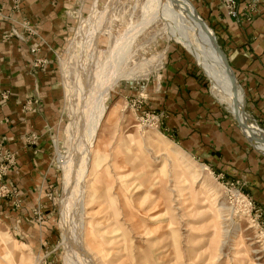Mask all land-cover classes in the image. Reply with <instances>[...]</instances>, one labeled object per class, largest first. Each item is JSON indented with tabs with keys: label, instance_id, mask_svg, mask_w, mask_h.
Instances as JSON below:
<instances>
[{
	"label": "rangeland",
	"instance_id": "obj_1",
	"mask_svg": "<svg viewBox=\"0 0 264 264\" xmlns=\"http://www.w3.org/2000/svg\"><path fill=\"white\" fill-rule=\"evenodd\" d=\"M152 1L64 0L69 21L57 44L26 20L15 31L29 42L33 73L56 76L58 110L52 124L26 132L24 160L0 139V163L8 166L0 178V264H264V203L235 166L213 163L185 142L173 119L180 99L176 74L189 68L198 72L202 90L217 102L223 118L240 129L263 160L264 152L213 94L204 63L182 41L170 38L175 29L164 32L162 22L136 27V37L127 41L131 56L122 65L123 79L109 92L81 179L68 129L87 116L92 104L95 110L105 102L99 64L143 19ZM188 1L228 56L216 19L207 11L209 1ZM239 92L249 119L264 130L263 118ZM35 98L21 104L22 112L41 105ZM9 99L10 91L1 90L0 103ZM82 183L80 212L76 197ZM65 209L73 230L81 217L89 255L83 246L65 243Z\"/></svg>",
	"mask_w": 264,
	"mask_h": 264
},
{
	"label": "crops",
	"instance_id": "obj_2",
	"mask_svg": "<svg viewBox=\"0 0 264 264\" xmlns=\"http://www.w3.org/2000/svg\"><path fill=\"white\" fill-rule=\"evenodd\" d=\"M208 1L207 11L216 19L243 97L264 121V12L251 22L229 16L219 8L220 0ZM67 9L64 0H0V91H10V99L0 103V139L19 150L20 160L28 155L21 144L26 132L52 124L58 110L59 88L50 71L33 73L29 42L14 34L26 20L57 44L69 21ZM197 73L189 68L186 73L174 75L180 99L173 119L180 133L192 149L212 158L213 163L235 166V172L246 175L249 190L264 203V160L250 148L240 129L223 118L217 102L202 90ZM31 96L39 98L41 105L24 113L21 104Z\"/></svg>",
	"mask_w": 264,
	"mask_h": 264
},
{
	"label": "bare ground",
	"instance_id": "obj_3",
	"mask_svg": "<svg viewBox=\"0 0 264 264\" xmlns=\"http://www.w3.org/2000/svg\"><path fill=\"white\" fill-rule=\"evenodd\" d=\"M193 9L194 8L188 0H153L152 3L147 6V10L144 12L143 19L137 22V25H133L131 30H128L130 33L127 32L124 37L117 42L118 44L113 47L111 55L107 57L105 56V61L99 64L97 74H99L98 79H100L101 83H98V87L101 85L99 89L104 88V98H106L105 102L99 101L95 110H93L94 104H92V106L89 108L87 116L83 118L81 122L79 120L80 123H73L74 125L68 129L70 137H73L72 140L74 142V149L76 151L75 157H77V165L79 164V173L81 174V179H83V174L91 160V147L97 141L96 139L98 136L100 123L106 114V101L109 97V92L123 79L122 65H125L131 56L129 51L130 43L128 48H126V44L128 43L127 41L131 40L133 37H136L135 33L138 31H135L136 27L140 26L143 29V27L156 22H162V30L166 33H168L170 28H174L175 35L170 34L169 37L178 41H182V45L187 48L197 58V60L204 63L206 71L212 78V88L214 91L213 94L219 99L221 104L226 107V109H229L234 113V116L240 121L242 126L241 129L247 138L255 144L258 150L264 152V142L256 140V138L264 137V130L257 122L251 121L249 119L248 113L246 115L244 114V109L241 106V99L239 97V88H237V86L235 89V83H233L229 76L223 58L217 51L214 42L211 40V37H209L206 27H203V25L199 22L198 16L195 14ZM207 29L212 32L209 27ZM97 61L98 60H96V63ZM106 82L107 84H105ZM78 152L79 155H77ZM69 181H66L65 183L68 185ZM78 191L80 197L76 198H79L80 200H78L80 202L77 200L79 202V205L77 206H79V211L83 212L85 204L83 183L79 186ZM67 209H65L66 218L64 219V222L62 221L63 229L66 232L65 243L69 245L76 243L74 245L80 248L83 246L82 219L80 217L78 221L76 220L77 228H74L73 230L70 220L71 216L69 215ZM79 250L77 251L79 252ZM83 250L85 251V254L89 255L85 247Z\"/></svg>",
	"mask_w": 264,
	"mask_h": 264
},
{
	"label": "built area",
	"instance_id": "obj_4",
	"mask_svg": "<svg viewBox=\"0 0 264 264\" xmlns=\"http://www.w3.org/2000/svg\"><path fill=\"white\" fill-rule=\"evenodd\" d=\"M223 10L231 17L251 21L264 12V0H220ZM8 166L0 163V178ZM252 204V202H250ZM248 206V205H247Z\"/></svg>",
	"mask_w": 264,
	"mask_h": 264
},
{
	"label": "water",
	"instance_id": "obj_5",
	"mask_svg": "<svg viewBox=\"0 0 264 264\" xmlns=\"http://www.w3.org/2000/svg\"><path fill=\"white\" fill-rule=\"evenodd\" d=\"M193 7H194L193 10H194L195 14H197V16H198L199 22L203 25V27L204 26L206 27V31L208 32L209 37H211V40L214 42L217 51L219 52V54L223 58V61H224V64H225V66L227 68V71L229 73V76H230L231 80L233 81V83H235V89H236L237 86L240 87V88H242V86H241V84H240V82H239V80L237 78V75L235 73V70L233 69L232 65L230 64L229 58H228L226 52L224 51V49L222 48L219 40L215 37V35L212 32L209 31V29H207L208 28L207 21L201 16V14L198 12V10L196 9V7L195 6H193ZM243 109H244V114L246 115L247 112L245 110V106L243 107ZM237 121H238L240 127L242 128L240 121L238 119H237ZM256 140H259V141L264 142V137L256 138ZM251 143H253V142H251Z\"/></svg>",
	"mask_w": 264,
	"mask_h": 264
}]
</instances>
